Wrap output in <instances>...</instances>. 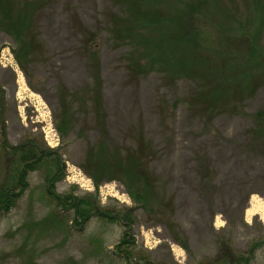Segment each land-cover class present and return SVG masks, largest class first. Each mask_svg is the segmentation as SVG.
Listing matches in <instances>:
<instances>
[{
	"label": "rangeland",
	"instance_id": "1",
	"mask_svg": "<svg viewBox=\"0 0 264 264\" xmlns=\"http://www.w3.org/2000/svg\"><path fill=\"white\" fill-rule=\"evenodd\" d=\"M13 1L31 23L19 40L20 32L2 28L0 9V183L6 145L36 142L62 162L57 195L96 203L120 219L93 217L78 230L73 211L47 195L45 178L55 167L43 165L29 175L17 206L0 215V264H135L115 254L127 215L136 259L149 264H211L227 247L247 256L264 243V119L256 122L264 113L262 74L253 72L252 93L234 104L236 111L222 101L226 112H205L213 99L201 69L186 77L160 66L136 68L145 67L141 46L119 39L131 23L147 41L161 39L175 65L182 53L175 42L179 0ZM235 1L237 11L229 0H207L208 12L189 20L201 46L225 51L226 36L248 23L259 30L264 54V0ZM149 10L168 14L149 22L141 17ZM247 49L235 46L237 61ZM143 142L154 151L143 165L153 181L151 205L136 201L124 180L101 178L96 185L84 169L90 153L126 163ZM251 264H264V244Z\"/></svg>",
	"mask_w": 264,
	"mask_h": 264
},
{
	"label": "trees",
	"instance_id": "2",
	"mask_svg": "<svg viewBox=\"0 0 264 264\" xmlns=\"http://www.w3.org/2000/svg\"><path fill=\"white\" fill-rule=\"evenodd\" d=\"M141 0H134L135 3L139 4ZM179 15L177 17V28L175 42L181 50L180 59L176 64L170 63L168 55H164V46L161 39L156 40L157 42L151 43L147 41V38H142L138 34V29L134 30L131 23L125 25L126 35H120L119 39L122 42H131L132 45H140L143 50V58L145 67L137 62L134 67L141 68L143 70L165 68L167 72H174L177 76L193 77L195 72L198 70L202 72V76L208 77L210 88L208 91V97L213 99L212 102H206L204 106L205 112H216L222 113L226 112L222 101L227 102L230 106L234 108L232 110L236 111V102H241L247 94L252 93V78L253 72L256 71L258 77L262 74L264 77V54L260 52V47L258 44L259 30L250 31V24L243 23L240 28L238 25L239 34H230L226 36L225 51H212L211 49H205L200 44L199 34L193 28V23H189V20L199 16L200 11H207V0H179ZM229 5L237 11L239 4L235 0H229ZM26 7L28 4H25ZM257 5L260 6L261 2L257 0ZM25 7V6H24ZM0 9H2L4 14V21L1 23L2 28L8 32L13 31V33L20 32L21 40L24 36V32L27 23H31L30 15L26 8L17 9L15 2L13 0H0ZM168 13L165 11L149 10L145 11L141 16L146 18L149 22L158 21L161 22L166 19ZM149 24V23H148ZM237 24V23H236ZM132 29H131V28ZM118 33V31H116ZM10 33V32H9ZM232 41L233 46L230 43ZM225 41V40H224ZM247 43L248 49L246 54L239 56L237 61V55L235 54V46L239 48L242 44ZM248 53V55H247ZM230 55V56H229ZM166 56V57H165ZM236 56V62H234L230 57ZM167 61L170 64H167ZM234 62V63H233ZM232 63V64H231ZM258 66V68H254ZM170 68V69H166ZM260 69V71L258 70ZM100 77H96L97 83H100ZM256 78V77H255ZM204 96V95H203ZM198 96L207 100V96ZM259 119H264V113H258L256 117V122L259 124ZM263 123V121L261 122ZM10 150L8 153L7 151ZM152 147L146 142H143L139 148L129 157L125 158L126 163L122 162L121 156H116L113 158L110 154L108 161L101 159L96 160L95 155L90 153L88 159V166L84 169L93 175L94 180H96V185H98L99 180L102 178H112L122 179L127 184V191L136 201L142 202V206L147 204H152L154 199L152 198V192L154 190L153 181L151 177L148 176V172L143 168L144 161H147L150 156L153 155ZM6 156H10L8 159V164L6 171L4 172L5 178L2 183H0V215H5L9 213L13 208L17 206L19 201L23 198L26 191L29 189V175L43 165L49 163L53 164L55 167V173L49 174L45 178L47 185V195L53 197L57 204L63 207L66 211H73L74 219L73 224L76 225L78 230H81V226L87 223L93 217H99L101 220L108 222L119 221V215L111 213L108 210H100L94 207L90 203H86L84 199H79L78 197L66 195H57L53 190V186L56 182H59L62 177V169L59 158L55 156V152H46L43 147H40L36 142L28 141L22 145L11 147L7 149L5 147ZM15 156V159H12ZM116 161L111 163V161ZM110 167H112L110 169ZM114 167V169H113ZM85 171V172H86ZM86 172V173H87ZM90 175V174H89ZM91 176V175H90ZM104 176V177H102ZM149 181V185H142L141 180ZM147 208V207H146ZM127 223L124 224V233L121 242L117 244L115 248V254L122 258H125L128 262L135 260V264H149L145 259H136L137 255L132 249L134 244L130 237L131 230V219L128 215L125 217ZM264 243H260L263 245ZM255 244L252 250L247 256L237 255L230 248L227 247V251H222L221 259L227 261V264H251L252 253L260 246ZM223 247L226 244L223 243ZM134 254V257H132ZM225 256V258H224ZM220 258L216 259L213 263H218L221 261ZM211 263V264H213Z\"/></svg>",
	"mask_w": 264,
	"mask_h": 264
},
{
	"label": "built area",
	"instance_id": "3",
	"mask_svg": "<svg viewBox=\"0 0 264 264\" xmlns=\"http://www.w3.org/2000/svg\"><path fill=\"white\" fill-rule=\"evenodd\" d=\"M49 145H50V143H49Z\"/></svg>",
	"mask_w": 264,
	"mask_h": 264
}]
</instances>
